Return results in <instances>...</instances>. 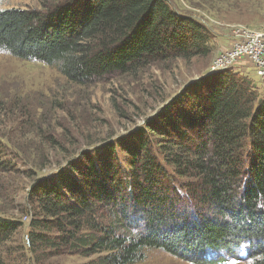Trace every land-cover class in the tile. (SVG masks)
<instances>
[{
    "label": "trees",
    "instance_id": "trees-1",
    "mask_svg": "<svg viewBox=\"0 0 264 264\" xmlns=\"http://www.w3.org/2000/svg\"><path fill=\"white\" fill-rule=\"evenodd\" d=\"M211 41L201 21L168 0L0 9V49L54 66L79 85L208 56ZM239 73L225 69L190 82L147 121L149 136L142 129L130 141L105 142L58 177L35 181L31 251L134 264L145 249L201 262L207 250L237 259L247 246L250 264H264V94ZM1 152L0 174L9 163ZM19 226L0 217V246Z\"/></svg>",
    "mask_w": 264,
    "mask_h": 264
},
{
    "label": "rangeland",
    "instance_id": "rangeland-1",
    "mask_svg": "<svg viewBox=\"0 0 264 264\" xmlns=\"http://www.w3.org/2000/svg\"><path fill=\"white\" fill-rule=\"evenodd\" d=\"M62 1L0 0V9L47 10ZM168 2L209 29L212 50L208 56L155 62L79 85L54 66L20 60L0 49V148L2 159L9 162L0 174V217L20 224L0 246V264H83L97 258L31 251L25 239L33 213L28 196L31 186L43 177H58L84 151L94 154L105 142L127 137L130 141L142 129L149 136L147 121L155 119L190 82L214 73L210 72L212 65L229 47L233 26L264 31V0ZM239 74L247 75L264 94L263 79L253 72ZM119 158L126 170L121 152ZM236 251L238 258L234 259L225 250H207L204 261L196 262L152 248L145 249L134 264H250L247 246Z\"/></svg>",
    "mask_w": 264,
    "mask_h": 264
},
{
    "label": "built area",
    "instance_id": "built-area-1",
    "mask_svg": "<svg viewBox=\"0 0 264 264\" xmlns=\"http://www.w3.org/2000/svg\"><path fill=\"white\" fill-rule=\"evenodd\" d=\"M229 47L217 57L210 72L233 69L240 73H255L264 80V31L247 26H233ZM29 244L28 235L25 237Z\"/></svg>",
    "mask_w": 264,
    "mask_h": 264
}]
</instances>
